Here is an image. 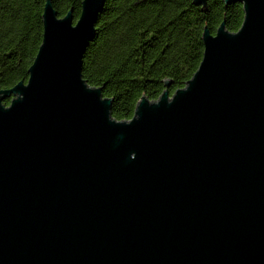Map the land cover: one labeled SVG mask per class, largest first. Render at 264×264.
<instances>
[{"label":"water","instance_id":"obj_1","mask_svg":"<svg viewBox=\"0 0 264 264\" xmlns=\"http://www.w3.org/2000/svg\"><path fill=\"white\" fill-rule=\"evenodd\" d=\"M235 2L185 86L117 121L81 74L105 0L76 21L45 0L27 80L0 89V264H264V0Z\"/></svg>","mask_w":264,"mask_h":264},{"label":"trees","instance_id":"obj_2","mask_svg":"<svg viewBox=\"0 0 264 264\" xmlns=\"http://www.w3.org/2000/svg\"><path fill=\"white\" fill-rule=\"evenodd\" d=\"M82 0H51L58 17L80 14ZM45 0H0V89L28 78L41 43ZM242 4L206 0H105L96 33L82 57V78L111 99V117L129 120L142 97L156 100L185 86L203 54L204 27L214 34L222 21L230 32L243 20ZM9 98L4 101L8 104Z\"/></svg>","mask_w":264,"mask_h":264}]
</instances>
